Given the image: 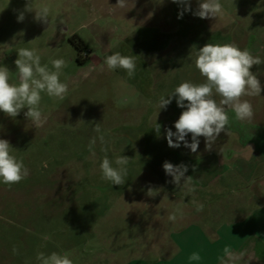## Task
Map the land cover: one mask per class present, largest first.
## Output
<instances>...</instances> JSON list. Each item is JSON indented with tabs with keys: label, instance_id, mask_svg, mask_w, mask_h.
<instances>
[{
	"label": "rangeland",
	"instance_id": "obj_1",
	"mask_svg": "<svg viewBox=\"0 0 264 264\" xmlns=\"http://www.w3.org/2000/svg\"><path fill=\"white\" fill-rule=\"evenodd\" d=\"M220 2L222 14L201 19L194 15L198 0H191L192 10L182 18L178 14L184 5L172 0H126L122 8L117 0H32L34 9H50L45 23L35 19V11H24L28 0H0V65L11 71V82H19L17 50L35 48L49 67L50 59L66 61L60 79L69 85L62 101L41 93L47 119L40 128L25 118L26 109L15 119L0 112V139L11 143L12 154L23 160L29 173L18 184L0 183V264H39V252H68L74 264H217L225 246L243 252L241 259L264 264V91L246 97L254 108L251 122L238 121L228 111L227 129L238 133L235 139L241 147L256 148L250 158L204 168L202 174L198 168L189 170L204 183L218 175L240 179L242 183L235 181L222 191L223 201L252 191L262 194L261 200L245 198L249 203L237 220L228 208L223 212L215 206V197H203L205 185L197 191L202 210H188L185 200L192 193L178 192L172 177L157 168L160 160L150 163L143 144L124 137L155 125L142 121L147 101L137 82L145 75L140 73L144 66L169 90L186 81L204 82L195 59L206 43H235L264 60V0ZM20 12L23 22L17 21ZM155 32L172 34L171 59L155 55L156 50H168L155 43ZM203 35L207 41L200 40ZM116 52L136 56L140 68L134 77L104 65L106 56ZM251 71L264 87V64ZM138 96L140 105L130 102ZM92 138L96 144L89 151ZM105 155L113 162L120 155L130 158L125 184L101 179ZM150 188L158 192L155 197L147 195ZM174 212L173 222L168 216ZM200 230L205 232L199 235ZM193 252L202 259L189 261Z\"/></svg>",
	"mask_w": 264,
	"mask_h": 264
},
{
	"label": "clouds",
	"instance_id": "obj_2",
	"mask_svg": "<svg viewBox=\"0 0 264 264\" xmlns=\"http://www.w3.org/2000/svg\"><path fill=\"white\" fill-rule=\"evenodd\" d=\"M172 2L184 5L178 18H182L185 11L192 10L191 0H172ZM125 5L126 0H117L116 6L122 8ZM223 10L220 0H198V8L194 15L201 19L217 18ZM24 11H35L37 21L48 22L50 9L46 5L34 9L32 0H28ZM24 19V12H20L17 21L23 22ZM17 57L14 63L19 77L18 83H12L9 68L0 65V112L15 119L22 110L26 109L25 118L31 122L32 126L40 128L47 119L40 107L41 93L62 101L69 92L68 83L60 79L62 70L67 67V64L62 58L50 59L51 67L48 64H42L41 55L35 48H19ZM261 64H264L261 57L254 56L247 48L241 49L235 43H206L200 47L196 54L195 67L205 78L204 82L198 84L182 82L167 95V98L162 96L159 100L160 110L166 109L172 103L173 97L176 99L177 106L184 109L174 123L176 131L173 132L171 128L166 129L168 146L179 148L183 142L184 147L196 153L200 143L199 137H203L206 149L210 150L221 132L228 134L229 110L234 112L236 120L251 122L254 117V108L246 97L261 96L264 91L260 79L251 71L253 66ZM104 65L108 70L123 69L128 77L132 78L136 70V56H125L116 52L106 56ZM217 96L220 98L219 101L216 99ZM154 129L159 135L161 125L156 122ZM95 130L100 132L99 124L96 125ZM189 134H191V143L186 140ZM99 140L101 144L105 143L103 135L99 137ZM95 144L96 138H92L88 145L89 151H93ZM12 150L13 146L7 139H0V183L6 185L18 184L29 174L23 160L13 155ZM102 151L107 152V148H102ZM129 160V157L120 155L113 162L105 155L100 163L101 179L112 185L125 184ZM163 169L166 175L172 177L171 182L177 187H188L191 193L196 191L194 186L189 187L193 177L185 176L188 172L187 165H173L165 161ZM182 180L183 184H181ZM157 194L158 192L151 188L147 192L150 197H155ZM202 208L203 205L197 206V210ZM179 211L180 209L177 208L176 212ZM168 219L174 222L177 219L176 213L170 214ZM70 255L68 252L63 254L52 252L49 255L39 252L36 260L39 264H74ZM243 256V252L237 254L230 246H225L223 255L218 257V260L219 264H237ZM188 259L200 261L202 258L198 252H193Z\"/></svg>",
	"mask_w": 264,
	"mask_h": 264
},
{
	"label": "crops",
	"instance_id": "obj_3",
	"mask_svg": "<svg viewBox=\"0 0 264 264\" xmlns=\"http://www.w3.org/2000/svg\"><path fill=\"white\" fill-rule=\"evenodd\" d=\"M184 24L188 26L191 23L185 22ZM172 38H173L172 34L169 35V34H165L162 32L154 33L155 43L156 44L160 43L161 46L162 44L166 45V47L164 48L168 49L167 51L164 49L156 50L155 55H157V57L164 56L165 58L171 59L173 55H175V52L173 51L174 48H172L173 45L170 43ZM207 38H208L207 36L204 37L203 35V37L200 40L204 41ZM169 44H171L172 47H170L171 45L168 47ZM139 68L140 67H138L137 69L139 70ZM143 68H144V71H141L140 73L141 74L144 73L145 75L142 76L141 79L138 78L139 82H137L139 92L143 93V95L146 97L144 98L147 101V104H146L147 106H146V110L144 114L145 116L142 121L143 122L153 121L155 122V124L156 122L159 123L161 125L160 133L159 135L156 133L154 129L155 125L153 127H148L147 125L144 130H141L139 132H135V133L126 132L124 134V137H127L129 141H132V143L134 142V144L142 143L143 144L142 152L144 156L148 160H150V163L159 159L160 163L157 166V168H160L161 170H163V163L165 161L174 162L172 163L174 165H180L179 163L187 165L188 172L185 173V176L187 177V176H192L189 171L190 169L198 168L201 170V174H202L203 170H206L207 168H215V167L220 168L224 164H227V163L233 164L234 162H237L236 160H239L241 157L250 158V155L255 152L256 148L252 144H249L246 147H241L238 140L235 139V137L238 136V133H236V131L231 130V129H227L228 134L226 132H221V134L217 138L216 142L212 145L210 150L206 149L205 140L203 137H199L200 143H199V147L196 153H193L191 152L189 148L184 147L183 142H181V146L179 148L171 149V147H169L167 143L166 129L171 128L173 132L176 131L174 127V123L179 118L180 113L184 109H181L180 107L177 106L176 99L175 97H173L172 103L168 105L166 109L160 110L158 106L160 98L162 96L167 98V95L172 93L175 88H171L169 90L166 89L167 87H164L166 85L165 83H163L164 81L158 82L155 77H151V75H149L148 73V70H150L149 66H144ZM166 70H168V68ZM198 83H202V82L198 81ZM156 96H158V98L157 100L154 101V98H156ZM216 99L217 101H219L220 98L217 96ZM249 99L248 100L251 102L252 99L251 98ZM130 102L135 103L136 105H140L139 96L137 98L133 97V99H130ZM145 124L146 123H144V125ZM173 140L175 142V137H173ZM186 140L189 143H191V134H189L186 137ZM189 160L192 161L193 163L186 164V161L189 162ZM199 162L201 163L200 165L197 164ZM192 177H193L192 184L189 185V187L194 186L196 191L192 193V197L189 198V201L188 199L185 200L187 201L188 206H189V207L187 206L188 210H191V209L193 210L197 208L198 203L200 202V200L197 198V194H198L197 191L199 192V189H200L199 186L201 185L207 186V188H204V190L202 191L203 197L206 198V200H211L210 196H212L213 198L215 197L217 200V203L215 204V206L223 212L224 210H226V208H228L229 211L231 212V215L235 216V219L236 218L239 219L240 217L239 211L242 210V208L246 204L249 203L248 202L249 199L247 197L253 195L254 199L259 198L260 200L262 197V194L259 191H254V192L252 191L251 195L247 194L248 196H246V194L242 195L241 193L240 195L230 197V199L227 201H223L222 195H221L223 193L222 191L225 188L227 189L231 188L235 184V181L237 182V184L242 183L240 179H237L235 181L227 180L223 178V176L218 175V176L212 177L210 180L204 183V181H201V182L199 181L200 177L198 176H192ZM171 184L176 186L174 183H171ZM181 184H183V180L181 181ZM177 191L178 192L188 191V187H177ZM245 198H247L248 200H245ZM250 199H252V197H250ZM228 203H231V204H228ZM236 223L237 221H235L234 223L235 226H236ZM218 231L220 232L219 229ZM204 232L205 230L204 231L200 230L199 235L203 234ZM201 237L204 238V235H202ZM217 264H219V262ZM237 264H258V263L255 262L251 257L249 258L244 257L243 259H240L237 262Z\"/></svg>",
	"mask_w": 264,
	"mask_h": 264
}]
</instances>
